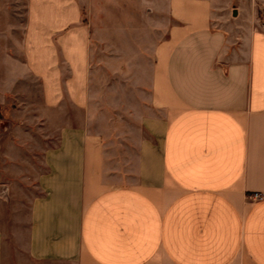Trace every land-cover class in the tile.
Listing matches in <instances>:
<instances>
[{
    "label": "crops",
    "instance_id": "obj_1",
    "mask_svg": "<svg viewBox=\"0 0 264 264\" xmlns=\"http://www.w3.org/2000/svg\"><path fill=\"white\" fill-rule=\"evenodd\" d=\"M105 9L0 0V264H264V0Z\"/></svg>",
    "mask_w": 264,
    "mask_h": 264
},
{
    "label": "rangeland",
    "instance_id": "obj_2",
    "mask_svg": "<svg viewBox=\"0 0 264 264\" xmlns=\"http://www.w3.org/2000/svg\"><path fill=\"white\" fill-rule=\"evenodd\" d=\"M109 3V0H94V5L97 6V10L94 16V20L96 22V26L95 28L97 29V33L99 35L104 36L106 33V27H105V20L107 17V12L105 9L106 4ZM109 12H111L109 10ZM113 13H110V16H113L114 18H120L121 17V10L120 9H114V11H112Z\"/></svg>",
    "mask_w": 264,
    "mask_h": 264
},
{
    "label": "built area",
    "instance_id": "obj_3",
    "mask_svg": "<svg viewBox=\"0 0 264 264\" xmlns=\"http://www.w3.org/2000/svg\"><path fill=\"white\" fill-rule=\"evenodd\" d=\"M262 197H263V195L260 194V193H255V194H252V195L249 196V198H251V199H253V200H255V199H260V198H262Z\"/></svg>",
    "mask_w": 264,
    "mask_h": 264
}]
</instances>
